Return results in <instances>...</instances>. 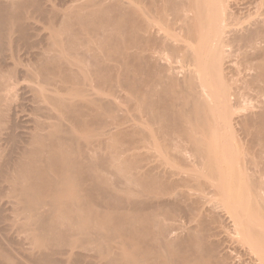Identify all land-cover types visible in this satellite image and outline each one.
I'll return each instance as SVG.
<instances>
[{"label":"bare ground","instance_id":"obj_1","mask_svg":"<svg viewBox=\"0 0 264 264\" xmlns=\"http://www.w3.org/2000/svg\"><path fill=\"white\" fill-rule=\"evenodd\" d=\"M262 7L0 0V264H264Z\"/></svg>","mask_w":264,"mask_h":264},{"label":"rangeland","instance_id":"obj_2","mask_svg":"<svg viewBox=\"0 0 264 264\" xmlns=\"http://www.w3.org/2000/svg\"><path fill=\"white\" fill-rule=\"evenodd\" d=\"M231 1H232V2H238V1H240V0H231ZM263 8H264V7H262V9H263ZM252 17H253V16H252ZM253 18H254V17H253ZM250 19H251V17H250ZM250 19H249V20H250ZM249 20H248V18L246 19V21H249ZM260 60H262V61H260ZM260 60H259L260 63H259L258 60H257L258 63L255 61L256 63L254 62V64H258L259 69L262 70V68H260V66H264V65H263V64H264V63H263L264 60H263V59H260ZM261 62L263 63L262 65H261ZM236 66H237V64H236ZM254 66H255V67H258L257 65H254ZM20 67H21V66H20ZM263 68H264V67H263ZM257 70H258V68H257ZM258 72H259V71H258ZM144 121H145V120H144ZM127 124L130 125L129 123H127ZM149 125L151 126V124H148V125H147V128H150V129H151L152 126L150 127ZM148 130H149V129H148ZM136 136H137V135H136ZM140 136H141V135H140ZM137 137H139V135H138ZM98 138H99V136L94 137V140H95V139H98ZM147 149H148V148H146V149L144 150L143 148H141V149H139V151H140V150H142V151H140V152H143V150H144V151H148L149 149H148V150H147ZM151 150H152V148H150V153H151ZM179 151H180V150L177 149V153H178V154L180 153ZM148 152H149V151H148ZM153 153H154V152L152 151V153H151L150 155H152ZM177 153H176V150H174V154H177ZM175 156H176V155H175ZM180 165H181V164H180ZM180 165H179V166L177 165L178 169H180V171L182 170V171L186 172L187 169L184 170V168H182V167H184V166H181V168H180ZM177 167H176V168H177ZM188 170H189V169H188ZM178 171H179V170H178ZM187 172H188V171H187ZM180 218H181V219H179V220H180V222H181L182 219H183V217H180ZM185 219H186L187 221H189L187 217H184V219H183V221H184V225L182 224L183 221H182L181 223L177 222L176 225H177V226L179 225V227H180L181 225L186 226V225H185V224H186V223H185V222H186ZM179 220H178V221H179ZM178 223H179V224H178ZM194 223H195V222H191L192 225H194ZM180 224H181V225H180ZM189 224H190V223H189ZM191 224H190V225H191ZM183 226H181L182 228H181V230H179L180 232L182 231ZM179 231H178V232H179ZM215 238H217V239H219V240L222 241V238L220 239V236H219V237H214V238H212V239H214V240L216 241ZM117 239H119V238H117ZM210 240H211V239H210ZM214 240H212V241H214ZM219 240H217V241H219ZM129 242H131V241H129ZM129 242H127V243H129ZM125 243H126V242H125ZM131 243H133V242H131ZM223 243H225V242L222 241L221 244H223ZM228 243L230 244V246L228 245ZM225 244H227L229 247H231V246H233V245L235 246V244H233V243H231V242H227V243H225ZM225 244L222 245L223 248L226 246ZM231 244H232V245H231ZM220 246H221V245H220V243H219L218 246H217V250H221V249H222ZM228 246H226V247L224 248V249L226 250V252H225V250H223V249H222V251H220L222 254H223V252H224L223 255H224L225 257H224L221 253H220V254L218 253L219 257L222 258L224 262H225L224 259H226L228 256H229V258L231 259V261H232V260L234 261V262H232L233 264H234V263H235V264H236V263H239L238 261H242V260L244 259V257L241 256V254L237 251V249H236L234 246H233L232 248H230V249H229ZM227 247H228V248H227ZM234 249H235L236 251H235ZM233 250H234V252H233ZM227 251H228V252H227ZM216 252H218V251H216ZM236 252H237L238 254H240L239 257H240V258L242 257L243 259L241 258V260H240V258H237V254H235ZM225 254H226V255H225ZM227 254H228V255H227ZM234 254H235V255H234ZM220 255H222V257H221ZM226 256H227V257H226ZM233 256H234V258H233ZM223 257H224V258H223ZM229 258H227L229 261L226 259V261H228L226 264H228V263L231 262ZM236 259H237V260L239 259V260L237 261ZM236 261H237V262H236Z\"/></svg>","mask_w":264,"mask_h":264}]
</instances>
